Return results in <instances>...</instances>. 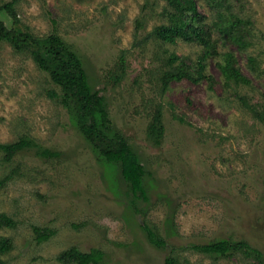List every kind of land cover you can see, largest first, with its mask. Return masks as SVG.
<instances>
[{"label":"rangeland","instance_id":"rangeland-1","mask_svg":"<svg viewBox=\"0 0 264 264\" xmlns=\"http://www.w3.org/2000/svg\"><path fill=\"white\" fill-rule=\"evenodd\" d=\"M181 1L196 5L210 48L150 36L173 12L166 0L15 4L22 26L37 37L55 33L77 53L105 100L110 133L125 137L130 159L145 168L147 199L88 142L72 106L49 96L59 89L48 75L0 42V142H31L12 162L0 154V213L15 221L0 226V244L11 245L4 264H64L58 256L71 248L102 250L101 264H253L193 249L219 240H243L264 255V0ZM230 15L245 22L246 48L222 39ZM229 64L244 81L224 73ZM178 65L193 79H174ZM144 225L165 248L149 242ZM35 227L56 234L39 244Z\"/></svg>","mask_w":264,"mask_h":264},{"label":"trees","instance_id":"trees-1","mask_svg":"<svg viewBox=\"0 0 264 264\" xmlns=\"http://www.w3.org/2000/svg\"><path fill=\"white\" fill-rule=\"evenodd\" d=\"M166 1L171 5L173 12L167 14V23L155 28L150 36L171 44L176 43L179 39H197L210 48L211 41L204 34L196 5L191 1ZM17 2L18 0H12L0 6V42L9 44L17 53L28 54L37 67L48 75L50 81L58 87L60 92L52 90L49 96L59 100L64 106H72L79 128L88 142L93 145L105 161L115 167H120L121 176L129 184L131 191L140 192L136 198L146 200L143 187L145 168L142 164L130 159L132 147L127 139L120 134L112 135L110 133L112 120L109 117L105 100L98 91H94L91 87L81 59L59 35L52 33L47 37H37L29 28L22 26L15 11ZM4 17L12 21L11 26L5 23ZM244 24L245 22L241 19H233L230 15L224 18V23L220 25L218 30L223 40L232 42L238 48H246L249 45V35L246 33ZM177 60V57H173V61ZM250 62L253 64L254 59L250 58ZM200 67L203 68V64H200ZM222 68L230 79L236 77L238 80H245L230 64L224 65ZM198 73L200 75L201 71ZM170 75L177 81L184 78L193 79L179 65L174 67V71ZM241 99L247 103L245 98ZM159 115L160 111L155 114L152 129L160 127L161 118ZM153 132L152 135H154ZM28 147H31V142L25 138H20L11 143L0 142V154H3L5 162H12L19 152ZM42 155L55 157L58 156V153L45 150ZM3 184L4 182L0 181V189ZM14 225L15 221L11 217L5 213H0V226L12 227ZM143 230L153 246L157 248L166 247V241L158 234L159 232L148 225H144ZM34 231L37 233V243L39 244L47 242L56 234V230L50 228L35 227ZM10 249L9 240H3L0 244V264H4L2 256L8 253ZM193 249L216 260L242 254L252 259L253 264H264L263 253L243 240L239 242L231 240L213 241L208 244L196 245ZM104 257L105 253L99 249L83 253L77 248H71L62 252L58 256V260L64 264H101ZM165 264L179 263L174 257H169L165 260Z\"/></svg>","mask_w":264,"mask_h":264}]
</instances>
